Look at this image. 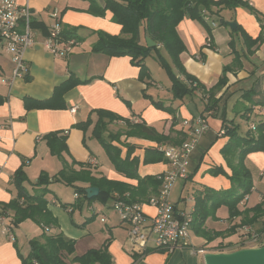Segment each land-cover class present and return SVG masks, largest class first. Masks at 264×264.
I'll list each match as a JSON object with an SVG mask.
<instances>
[{
    "label": "crops",
    "instance_id": "0c3cea01",
    "mask_svg": "<svg viewBox=\"0 0 264 264\" xmlns=\"http://www.w3.org/2000/svg\"><path fill=\"white\" fill-rule=\"evenodd\" d=\"M94 1L99 6L104 5V0ZM247 1L255 12L264 17V0ZM19 2L25 3L26 0ZM27 2L31 7L32 22H35L36 41L24 52L28 65L26 76L14 79L11 85L2 82V79L11 76L12 62L0 45V214L5 215L15 238L14 241L10 240L1 232L0 226V264H21L19 254L26 256L30 252V241H42L40 237L43 232L48 235L61 233L74 240L72 254L63 253L66 264H80L70 258L107 243L111 264H205V253L237 250L239 248L235 244L245 239V234L249 232L264 238V232L258 233L262 219L251 225H242V215L229 217L227 207L221 205L213 216L205 219L202 227L205 236L197 234L191 225V246H176L171 251L150 249L141 256L133 255L129 252L127 226L118 217H113L112 206L95 207L94 203L98 201H85L79 193L78 197H74L77 193L75 186L91 185L81 182L67 185L53 180V176L64 167L76 170L80 166L86 167L96 177L104 176L127 184L133 190L125 191L122 197L136 198L137 201L133 202L140 203L144 213L152 216L155 210L148 200L158 194L161 185L159 177L168 170L169 163L163 155L149 150L159 151L160 145L179 146L190 137L189 133L195 127L194 119L203 117L207 128L189 154L187 178L174 182L170 200L175 212L192 215L197 193L202 194L205 188L214 191L230 189L231 168L222 154V149L230 143L225 126H237L238 135L245 136L248 130L255 133L256 129H251L252 124L256 127L257 123H264V40L255 44L251 53H248L244 41V35L255 38L260 34L261 27L255 13L241 5L233 8L213 6V13L209 15L207 12L205 15V20L211 26L210 33L198 19L187 16L175 28L185 46L179 55L181 66L206 89L217 84L223 66L231 65L238 55L241 66H234L224 73L225 83L214 93L218 102L207 110L208 95L199 89L183 98L173 96L171 81L158 62L156 51L175 73L177 69L160 43L154 41L157 49L151 50L144 59L145 75H141L139 66L131 63L129 55L114 56L95 50L99 31L111 35L121 33V25L112 20L109 9L103 15L95 14L89 10L90 0ZM53 8L59 10L66 33L73 32L71 34L79 42L66 56H53L42 45L51 22L48 12ZM220 19L225 20L226 24H221ZM227 21L236 22L239 30L231 29ZM146 35L150 37L141 26V44L146 45ZM209 38L212 47L208 46ZM178 77L183 78L181 75ZM73 79L75 83L55 101L62 106H25V101L52 98L56 87ZM72 107H76L75 111H71ZM98 110L128 119L131 123L142 122L160 135L174 138L179 131L185 136L180 144H174L172 139L159 141L129 133L132 126L125 125L122 119L115 118L108 122L104 136L118 151L119 157L128 160L134 158L136 161L134 176H127L114 166L104 146L92 134L98 120ZM86 121L89 124L85 129L76 127V124ZM184 121L187 123L183 124ZM109 133L117 134L116 138H110ZM48 134L64 139L65 148L59 155L51 153L45 138ZM243 163L250 172L252 187L240 199V211L254 207L264 199V149L248 152ZM18 169L23 171L22 187L28 195L38 191L40 176L48 178V183L41 187L46 189V209L54 218V223L43 226L30 218L15 223V210L9 207V203L17 200L22 208L27 206L25 199L17 196L19 191L13 175ZM217 169L222 172H213ZM147 178H155L159 182L152 187ZM61 184L72 187V199L62 201ZM113 195L118 196V192ZM78 201H81L80 206H77ZM77 216L81 219L77 220ZM101 216L106 217L104 222L100 220ZM30 225L32 233H36L33 237L27 236ZM245 242L250 243L248 247H257L251 239ZM215 246L227 247L213 248Z\"/></svg>",
    "mask_w": 264,
    "mask_h": 264
},
{
    "label": "trees",
    "instance_id": "16d2710c",
    "mask_svg": "<svg viewBox=\"0 0 264 264\" xmlns=\"http://www.w3.org/2000/svg\"><path fill=\"white\" fill-rule=\"evenodd\" d=\"M226 8H233L238 5L247 7L251 12L255 13L260 23V34L255 38H251L248 35H244V41L247 46L248 53H251V48L264 40V17L254 11L252 6L246 0H104V5L99 6L94 0H90L89 10L95 14L103 15L106 9L112 12V20L121 25V33L117 35H111L105 32H98V43L95 50L104 51L109 55H129L131 57V63L139 66L141 75L147 74L146 67L144 65V59L150 54L151 50L157 49L156 46H146L140 43L139 31L143 26L144 31L152 38L153 41L160 43L167 51L168 55L177 69V73L172 70L170 64L166 59L157 52V60L159 64L166 71L170 81V90L175 98H183L185 95L192 94L195 90H201L202 93L208 95L206 109H212L218 102V99L214 98V93L225 83L224 73L228 70H232V67L239 68L241 63L236 55L231 65L223 66L222 76L217 84L206 89L202 86L193 76L186 73L181 66L179 55L185 49V46L177 35L176 26L179 21L187 16L190 18L198 19L206 28L207 31H211V26L205 20V15L208 12L209 15L213 13V6H220ZM221 24H226V21L220 19ZM35 22H33V25ZM239 26L236 27L237 31ZM69 34L73 33L71 31ZM209 47H212L209 38ZM183 76L182 79L178 75ZM75 80H69L65 84H61L56 87L52 98L47 100H29L25 101L27 108H54L59 107L61 104L55 103V101L62 96V92L73 85ZM62 106V105H61ZM98 120L95 122L92 130L93 136L97 141L104 146L109 158L114 166L120 171L124 172L127 176H134L133 170L136 165V161L133 158L121 159L118 155V151L112 147L109 140L104 133L107 129L108 122H111L115 118H119L110 112L98 110ZM122 119L127 126H132L129 133H133L145 138H151L156 140L172 139V143L180 144L183 141L184 134L176 132V136L171 138L170 135H160L154 128L146 126L142 122L131 123L128 119ZM89 124L88 121L76 124V127L85 129ZM225 134L230 136V143L222 149V154L225 157L228 165L231 168V187L225 191H214L209 188H205V192L202 194L197 193L195 196V206L192 212L191 225L195 227L197 234L205 236L203 224L208 216H213L214 212L219 205H225L229 212V217L242 215L241 224H254L259 219L261 227L258 229V233L264 232V199L251 208H246L240 211L238 209V203L240 199L248 192L252 187V180L250 172L244 166V158L248 152L264 149V123H257L255 133L252 134L249 130L245 136L238 135L237 126H225ZM110 138L115 139L117 134L108 135ZM49 143V148L52 154L59 155L65 148V142L62 137L57 138L55 134H48L45 136ZM150 152L154 154L162 153L158 150L150 149ZM149 153V152H148ZM128 157V156H127ZM213 172H222L220 169L213 170ZM13 178L16 182L19 193L18 198L23 197L27 204L22 208L17 200L11 201L9 207L15 210V223L25 218H30L41 225H49L54 223V218L51 213L46 209L47 201L44 198V191L46 190L41 185L48 183V178L42 175L38 178L37 184L40 186L38 191L33 195H28L22 187L24 181V175L22 169H18ZM55 182H63L67 185H72L75 182H81L99 188L98 195L95 197L87 198L85 194V186H75V191L82 195L83 200L91 202L92 200H99L105 203L108 199L123 198L127 201H137L136 198L130 197L126 199L123 193L127 190H133L127 184L118 182L115 180L107 179L104 176L96 177L92 175L91 171L83 166H80L78 170L64 167L57 175L53 176ZM150 180V186L154 187L158 184V180L155 178H147ZM144 180H141L143 182ZM40 191V192H39ZM118 192V196H114L113 193ZM78 201V205L80 206ZM218 235V232L216 233ZM40 239L30 241V252L23 256L19 254L21 258V264H66L62 258L63 253L72 254L74 251V240L65 237L61 233L55 235H48L45 232L42 233ZM211 239V237H208ZM15 240V238H14ZM13 240V241H14ZM262 241V240H261ZM264 241L260 242L263 244ZM15 244V243H14ZM107 245L104 244L98 249H89L80 256H72V260L79 262L80 264H111V258L107 252Z\"/></svg>",
    "mask_w": 264,
    "mask_h": 264
},
{
    "label": "built area",
    "instance_id": "2783aa9c",
    "mask_svg": "<svg viewBox=\"0 0 264 264\" xmlns=\"http://www.w3.org/2000/svg\"><path fill=\"white\" fill-rule=\"evenodd\" d=\"M48 15L51 22L48 33L42 40V45L53 56H66L79 45L78 39L75 35L66 33L57 8L50 10ZM32 21L31 7L27 0L25 3H20L19 0H0V45L12 62L11 76L2 79V82L7 85H11L14 79L24 78L28 72L24 52L36 41ZM211 24L214 25L213 22ZM207 43L209 44V39ZM75 108L72 107L71 111H75ZM186 123L187 121L183 122V124ZM194 126L189 133L188 140L179 146L163 147L160 145L158 147L168 161L169 168L159 177L161 185L158 194L148 200V204L155 210L154 215L147 216L138 202L127 201L123 198L114 200L112 209L119 220L127 226L129 252L133 255L141 256L150 249L171 251L176 246H191L192 215L175 212L170 200V192L177 179L187 178L189 154L195 147L198 137L207 128L206 119L196 117ZM254 128L255 125L252 124L251 129ZM74 197H78V193H75ZM5 219V215L0 214L1 232L13 241L12 228ZM100 220L104 222L106 217L101 216ZM250 238L256 241L259 237L253 233ZM198 251L201 252L202 249Z\"/></svg>",
    "mask_w": 264,
    "mask_h": 264
},
{
    "label": "water",
    "instance_id": "95a60500",
    "mask_svg": "<svg viewBox=\"0 0 264 264\" xmlns=\"http://www.w3.org/2000/svg\"><path fill=\"white\" fill-rule=\"evenodd\" d=\"M231 29H235L237 23L227 21ZM147 46H154L155 42L145 36ZM99 189L95 186L85 188L87 198L94 197L98 194ZM205 264H264V243L257 247L239 248L230 252H209L203 255Z\"/></svg>",
    "mask_w": 264,
    "mask_h": 264
},
{
    "label": "rangeland",
    "instance_id": "374dc122",
    "mask_svg": "<svg viewBox=\"0 0 264 264\" xmlns=\"http://www.w3.org/2000/svg\"><path fill=\"white\" fill-rule=\"evenodd\" d=\"M51 7H53V6H51ZM80 29H83V28H80ZM149 62L150 63H152L151 62V60H149ZM162 73V72H161ZM62 186H60V189H62V193H61V198H62V201L64 200H69V199H72V187L71 186H66V185H64V184H61ZM56 186H54L53 188H55ZM93 201H98L99 203H94V206L95 207H100V205L101 206H109V208L111 207V206H113V204H114V199H108L105 203H103V202H101V201H99V200H93ZM222 205V204H221ZM221 205H219V206H217V208L218 207H220ZM225 206V205H224ZM217 210V209H216ZM228 210V209H227ZM84 213H86V210H84ZM112 213L114 214L113 215V217H118V216H116V214L112 211ZM99 216H100V213L98 214ZM76 219L77 220H80L81 218L79 217V216H77L76 217ZM117 219H119V218H117ZM34 227H35V225H34ZM38 227V226H37ZM28 231H26V232H28L27 233V236L28 237H33L36 233L34 232V233H32L33 232V228L31 227V225L28 227ZM21 235H22V233H21ZM245 235H247V237L245 238V239H242V240H240L238 243H236L235 244V246H237L238 248H243V246L245 247H248L249 246V244L250 243H246L245 241H248L249 239H251L250 237H251V234H250V232L248 233V234H245ZM213 239V237H211V239L210 240H212ZM264 241V238L263 237H260L259 236V238L256 240V241H254L253 242V244H256L257 246H260L261 244H260V242H262V241ZM106 241V240H105ZM108 244V243H107ZM106 244V245H107ZM24 247H25V245H23ZM225 247H227V246H225ZM224 246H220V247H217V246H215V247H213V248H225ZM228 249H231V248H228ZM70 260L71 261H73L72 260V257L70 258Z\"/></svg>",
    "mask_w": 264,
    "mask_h": 264
}]
</instances>
